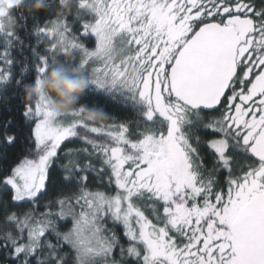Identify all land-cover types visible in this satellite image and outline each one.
<instances>
[{
	"label": "snow or ice",
	"instance_id": "snow-or-ice-1",
	"mask_svg": "<svg viewBox=\"0 0 264 264\" xmlns=\"http://www.w3.org/2000/svg\"><path fill=\"white\" fill-rule=\"evenodd\" d=\"M74 2L95 14L78 33L0 0V264H264V0ZM57 64L135 118L11 105Z\"/></svg>",
	"mask_w": 264,
	"mask_h": 264
},
{
	"label": "clouds",
	"instance_id": "clouds-1",
	"mask_svg": "<svg viewBox=\"0 0 264 264\" xmlns=\"http://www.w3.org/2000/svg\"><path fill=\"white\" fill-rule=\"evenodd\" d=\"M22 2L23 0H12L14 7L21 5ZM48 3L49 0H29L23 9L29 13L41 12L46 10L45 5ZM73 3L74 0H57L54 16L67 15ZM52 46L58 55L63 56L65 60L69 59L62 40H56ZM104 62L110 65L115 63L117 67H120V61L113 56L107 57ZM121 76L118 86L128 89L136 78V72L131 67H121ZM86 87L84 80L78 74L69 72L64 66L57 64L51 67L38 82H26L23 85L22 102L35 101L42 94L49 97L47 110L57 120L75 108L83 123L103 125L107 122L109 114L102 107L87 106L81 103ZM64 166L70 165L66 163Z\"/></svg>",
	"mask_w": 264,
	"mask_h": 264
},
{
	"label": "trees",
	"instance_id": "trees-1",
	"mask_svg": "<svg viewBox=\"0 0 264 264\" xmlns=\"http://www.w3.org/2000/svg\"><path fill=\"white\" fill-rule=\"evenodd\" d=\"M29 0H23L21 6L23 7L25 4H27ZM57 0H49V3L46 4V10L41 12H36L33 19H39L40 23L42 24L45 19H54V7ZM19 11H22L25 16H29L30 18L27 21V25L29 30H31L34 27L33 19L31 18V14L27 12L25 9H20ZM95 19V14H93L91 11L85 8H80L77 6V4L74 2L72 9L69 11V13L66 15L65 20L69 24L71 30L73 33H78L81 28L82 22H90ZM24 30H20V35L24 36ZM35 37H32L31 42L35 43ZM27 42V41H26ZM89 47H94L96 38L93 34L89 33L87 36V40L85 41ZM41 50H43L44 45L39 46ZM14 56H16L17 59L21 58V54L17 50H13ZM27 55V53H25ZM18 71V69H17ZM9 92L11 93V89H9ZM22 96L23 93L17 98L11 101V105L15 108L16 105H18L20 102H22ZM25 103V102H23ZM81 103L87 106H98L102 107L108 114L109 118L114 117L117 122L121 121H130L133 120L134 117V110L131 107V103L128 101H122L121 98L117 97L116 99H113L111 95L105 94L103 92H96V91H90L88 88L85 89L84 95L81 97ZM7 113L0 111V124L4 122V120L7 118ZM108 118L107 122H111V120ZM85 147L83 143L79 140H73L70 143H66L64 145V148H80ZM19 149V145L14 146L13 148L9 149V156L11 160H15L17 151ZM88 159V158H87ZM78 160L81 164H83L86 160V157L84 155H81L78 157ZM66 158L61 157L60 163H65ZM93 164H95L97 167L100 165V162L92 161ZM93 178L89 181L90 187H95V178L94 174H90ZM27 205L21 206L19 211H23L27 209ZM3 235V224H2V216H0V236Z\"/></svg>",
	"mask_w": 264,
	"mask_h": 264
},
{
	"label": "rangeland",
	"instance_id": "rangeland-1",
	"mask_svg": "<svg viewBox=\"0 0 264 264\" xmlns=\"http://www.w3.org/2000/svg\"><path fill=\"white\" fill-rule=\"evenodd\" d=\"M86 9V8H85ZM94 14V13H93ZM96 38V37H95ZM88 157H86V159H87ZM92 161H95V162H100L98 159H92Z\"/></svg>",
	"mask_w": 264,
	"mask_h": 264
}]
</instances>
